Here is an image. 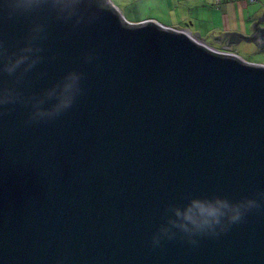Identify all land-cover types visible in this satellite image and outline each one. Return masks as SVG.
Listing matches in <instances>:
<instances>
[{
    "label": "water",
    "instance_id": "95a60500",
    "mask_svg": "<svg viewBox=\"0 0 264 264\" xmlns=\"http://www.w3.org/2000/svg\"><path fill=\"white\" fill-rule=\"evenodd\" d=\"M108 2L117 14L94 6L90 24L42 21L43 59L19 86L39 96L82 73L72 107L31 124L24 104L0 114V264H264V208L196 245L151 242L170 205L264 191V64ZM30 26L0 11L9 51Z\"/></svg>",
    "mask_w": 264,
    "mask_h": 264
},
{
    "label": "clouds",
    "instance_id": "9594fccd",
    "mask_svg": "<svg viewBox=\"0 0 264 264\" xmlns=\"http://www.w3.org/2000/svg\"><path fill=\"white\" fill-rule=\"evenodd\" d=\"M0 11L9 19L29 20L31 26L25 44L14 51L0 41V76L7 74L11 82L0 81V114L10 111L9 105L30 106L26 124L58 118L74 104L81 92L82 73L69 72L61 82L46 89L39 96L25 95L19 88L25 83L27 74L43 59L40 41L46 39V19L73 23V28L97 19L94 0H0ZM91 55L86 57L91 62ZM49 105L45 107V105ZM264 208V191L254 198H243L232 202L227 198H191L181 206L170 205L157 232L151 238L152 246L161 245L162 240H172L179 234L191 245L198 243V237H218L234 224L243 222L248 213Z\"/></svg>",
    "mask_w": 264,
    "mask_h": 264
},
{
    "label": "rangeland",
    "instance_id": "374dc122",
    "mask_svg": "<svg viewBox=\"0 0 264 264\" xmlns=\"http://www.w3.org/2000/svg\"><path fill=\"white\" fill-rule=\"evenodd\" d=\"M131 23H141L144 21H154L171 28L183 29L198 26H206L222 23L221 12L223 4L216 0H109ZM244 4V15L239 20L246 24L250 31L255 27L258 18L264 26V0H234ZM243 28V27H240ZM214 48L221 46L209 39L206 41ZM233 54L240 56L248 63L264 64V51L258 46L242 41L236 47L231 48Z\"/></svg>",
    "mask_w": 264,
    "mask_h": 264
},
{
    "label": "crops",
    "instance_id": "0c3cea01",
    "mask_svg": "<svg viewBox=\"0 0 264 264\" xmlns=\"http://www.w3.org/2000/svg\"><path fill=\"white\" fill-rule=\"evenodd\" d=\"M218 3V2H217ZM219 3L223 4V11L221 12L222 23L220 24H211L206 26H198L196 29H192V27H186L183 29H189L193 34L199 33L200 39L207 43L206 41L209 39L218 40L221 35L228 32H237L246 34L248 30L246 24L241 21V26H239V20L244 15V7L247 6L248 3H238L234 0H221ZM246 5V6H245ZM243 27V28H240ZM216 42V41H215ZM217 43V42H216ZM212 46V45H211ZM220 48V47H219Z\"/></svg>",
    "mask_w": 264,
    "mask_h": 264
},
{
    "label": "flooded vegetation",
    "instance_id": "af4514ba",
    "mask_svg": "<svg viewBox=\"0 0 264 264\" xmlns=\"http://www.w3.org/2000/svg\"><path fill=\"white\" fill-rule=\"evenodd\" d=\"M256 21L257 23L255 27L252 28L250 31H248L245 35L249 37L247 40L248 43L254 44L258 46L261 51H264V35L261 34V31L264 30V26H262L261 23H258V18L256 19ZM243 41H246V40H243ZM241 42L233 45L231 48L236 47V45L240 44ZM231 48L228 50L226 49L224 50L229 51L232 54L233 52L231 51ZM218 49H223V48H218Z\"/></svg>",
    "mask_w": 264,
    "mask_h": 264
},
{
    "label": "trees",
    "instance_id": "16d2710c",
    "mask_svg": "<svg viewBox=\"0 0 264 264\" xmlns=\"http://www.w3.org/2000/svg\"><path fill=\"white\" fill-rule=\"evenodd\" d=\"M94 6L97 7V8H99V9H108V10H110V11H112V12H114V13L117 14V12L115 11V9L110 6L108 0H94ZM123 26L126 27V28L129 27V25L126 24V23H123ZM204 50L206 52H208V53L213 54L211 51H209L207 49H204ZM215 55H218L219 56L220 54H215Z\"/></svg>",
    "mask_w": 264,
    "mask_h": 264
},
{
    "label": "built area",
    "instance_id": "2783aa9c",
    "mask_svg": "<svg viewBox=\"0 0 264 264\" xmlns=\"http://www.w3.org/2000/svg\"><path fill=\"white\" fill-rule=\"evenodd\" d=\"M218 3L221 1V0H216ZM251 1H255V0H251ZM179 29V28H178ZM183 30H185V31H187V32H189L190 33V35L192 36V37H194V38H196L195 36H194V34L191 32V31H189V29H183ZM197 39V38H196ZM199 40V39H198ZM199 41H201V42H203L204 43V41H202V40H199ZM218 50H221V51H225V52H228V51H226V50H223V49H218ZM230 53V52H229Z\"/></svg>",
    "mask_w": 264,
    "mask_h": 264
}]
</instances>
